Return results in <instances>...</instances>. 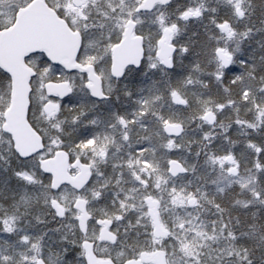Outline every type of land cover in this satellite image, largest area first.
<instances>
[{
  "label": "snow or ice",
  "instance_id": "snow-or-ice-1",
  "mask_svg": "<svg viewBox=\"0 0 264 264\" xmlns=\"http://www.w3.org/2000/svg\"><path fill=\"white\" fill-rule=\"evenodd\" d=\"M171 5L0 0V264H264V29Z\"/></svg>",
  "mask_w": 264,
  "mask_h": 264
},
{
  "label": "trees",
  "instance_id": "trees-1",
  "mask_svg": "<svg viewBox=\"0 0 264 264\" xmlns=\"http://www.w3.org/2000/svg\"><path fill=\"white\" fill-rule=\"evenodd\" d=\"M211 2V0H209ZM189 3V0H172V5L170 6V10L174 9L177 5L179 4H187ZM175 18V17H173ZM255 19V18H254ZM257 27L260 29H264V24H261L259 20H255ZM206 22V21H205ZM205 22H200V21H195L193 20L191 23L188 24L187 28L185 29L184 32L181 33V40H188L191 38L193 41L201 40L205 37L204 33V23ZM194 33H198L199 35H193ZM264 30L261 31H254L253 35L251 36L250 39H246L241 43V53H238V56L240 59H245L249 56L255 57L257 60L259 59L260 56L264 55ZM235 46V45H233ZM183 60V63H180V60ZM191 57L189 58H178V66L183 69L184 71H187V64L190 63ZM252 62V61H249ZM236 70L238 71L239 68L236 66ZM204 79H208L207 77H204ZM147 83V81H144ZM123 103V99L121 101ZM195 126L193 125V128ZM189 136L191 137H197L199 136L198 131H189ZM192 151L193 153L197 150L199 147L196 144H192ZM182 155L187 156L188 160L190 163L195 162V156L193 154H189L187 152L182 153ZM201 171H205L203 167L200 169ZM191 179H194V177H189ZM196 183H200V181H196ZM210 188L214 186H209ZM234 193H235V198L239 199H246L247 193L241 192L238 186H234ZM215 212V209H211L209 212L205 213V216L208 220H215L217 217L213 214ZM236 214H240V210L236 211ZM261 214L264 215V210H261ZM51 219V217H49ZM227 219V217H226ZM58 225L56 224L55 221H53L48 227H57ZM44 227V226H41ZM50 236H56L55 233H50ZM51 242V241H50ZM55 243H53V247H56Z\"/></svg>",
  "mask_w": 264,
  "mask_h": 264
},
{
  "label": "clouds",
  "instance_id": "clouds-1",
  "mask_svg": "<svg viewBox=\"0 0 264 264\" xmlns=\"http://www.w3.org/2000/svg\"><path fill=\"white\" fill-rule=\"evenodd\" d=\"M251 4L253 5L255 11L253 20H259L261 23V21H264V0H251ZM259 255L260 254L258 253V257ZM257 264H259V258L257 259Z\"/></svg>",
  "mask_w": 264,
  "mask_h": 264
},
{
  "label": "rangeland",
  "instance_id": "rangeland-1",
  "mask_svg": "<svg viewBox=\"0 0 264 264\" xmlns=\"http://www.w3.org/2000/svg\"><path fill=\"white\" fill-rule=\"evenodd\" d=\"M238 186V185H237ZM239 187V186H238Z\"/></svg>",
  "mask_w": 264,
  "mask_h": 264
},
{
  "label": "flooded vegetation",
  "instance_id": "flooded-vegetation-1",
  "mask_svg": "<svg viewBox=\"0 0 264 264\" xmlns=\"http://www.w3.org/2000/svg\"><path fill=\"white\" fill-rule=\"evenodd\" d=\"M122 103V102H121Z\"/></svg>",
  "mask_w": 264,
  "mask_h": 264
}]
</instances>
